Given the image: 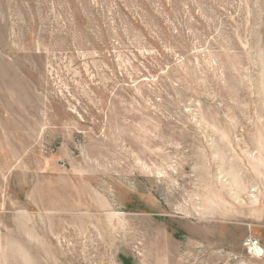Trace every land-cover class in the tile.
I'll use <instances>...</instances> for the list:
<instances>
[{"label": "rangeland", "instance_id": "1", "mask_svg": "<svg viewBox=\"0 0 264 264\" xmlns=\"http://www.w3.org/2000/svg\"><path fill=\"white\" fill-rule=\"evenodd\" d=\"M0 264H264V0H0Z\"/></svg>", "mask_w": 264, "mask_h": 264}]
</instances>
